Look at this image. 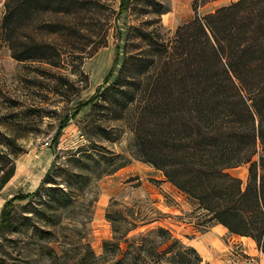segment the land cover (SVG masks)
I'll return each mask as SVG.
<instances>
[{"label": "trees", "instance_id": "1", "mask_svg": "<svg viewBox=\"0 0 264 264\" xmlns=\"http://www.w3.org/2000/svg\"><path fill=\"white\" fill-rule=\"evenodd\" d=\"M140 2L145 6L141 11L155 17L147 28L129 27L117 76L99 91L91 107L103 110L110 120L128 123L133 133L131 154L161 171L165 181L202 211L203 217L196 219L201 231L221 224L231 234L251 237L264 253V0H233L213 12L195 14L170 38L160 23L168 7L158 0ZM79 4L17 0L10 7L7 3L5 27L15 34L36 14L68 15L85 7ZM12 48L17 60L52 65L62 54L45 42L21 41ZM76 71L82 73L80 68ZM92 132L113 139L101 124H95ZM21 153L13 151L12 159L1 167L0 190L13 176ZM69 158L71 169L54 170L66 179L56 182L51 177L53 161L34 191L17 193L4 203L0 235L17 232L53 242L63 214L75 200L72 180L84 184L90 176L111 174L128 163L125 156L90 144L78 146ZM242 165H247L245 182L230 172ZM16 199L25 200L19 214L12 205ZM106 218L112 222L113 236L103 241V263L209 264L163 226L129 237L132 227L120 233L116 217L106 213ZM42 248L48 258L59 253L54 245ZM83 258L96 260L90 250Z\"/></svg>", "mask_w": 264, "mask_h": 264}, {"label": "rangeland", "instance_id": "2", "mask_svg": "<svg viewBox=\"0 0 264 264\" xmlns=\"http://www.w3.org/2000/svg\"><path fill=\"white\" fill-rule=\"evenodd\" d=\"M70 1L77 7L83 2L85 7L68 15L36 14L25 28L10 35L4 17L7 3L12 7L17 0H0V175L13 151H22L17 159L26 163L40 158L42 151H50L55 166L51 177L56 182L66 179V175L57 174L56 168H70L69 157L81 145L106 147L125 156L128 163L111 174L90 176L84 184L72 180L75 200L63 214L53 242H41L17 232L0 235V264H107L103 263L102 244L111 240L113 233L106 213L116 217L120 233L132 227L129 237L158 225L169 229L183 243L186 238L204 233L196 225V219L203 217L202 211H196L184 193L165 181L161 171L131 154L133 133L128 123L110 120L103 110L91 107L94 100L98 101L99 91L117 76L129 27L147 28L155 16L141 11L145 6L140 0ZM158 1L168 7L160 15V23L165 37L170 38L178 25L195 14L213 12L233 0ZM21 41L50 43L62 52L58 64L15 59L12 47ZM95 124L107 129L113 139L93 134ZM230 172L245 182L247 165ZM22 182L20 178L1 188L0 210L9 193L27 188L21 186ZM24 203L22 199L13 200L17 214ZM44 244L54 245L59 251L57 256L46 257ZM121 247L124 250L125 243ZM89 250L96 260L83 258Z\"/></svg>", "mask_w": 264, "mask_h": 264}, {"label": "crops", "instance_id": "3", "mask_svg": "<svg viewBox=\"0 0 264 264\" xmlns=\"http://www.w3.org/2000/svg\"><path fill=\"white\" fill-rule=\"evenodd\" d=\"M52 162L53 154L50 151H42L40 158L34 161L29 159L28 163L24 159H17L14 174L7 184L21 178L23 181L21 186L27 185V188L25 186L18 193H30L40 184ZM41 165L44 167L38 169ZM15 194L17 192L9 193L5 202ZM184 242L194 247L209 264H264V253L251 237L231 234L221 224L213 225L199 236L186 238Z\"/></svg>", "mask_w": 264, "mask_h": 264}, {"label": "built area", "instance_id": "4", "mask_svg": "<svg viewBox=\"0 0 264 264\" xmlns=\"http://www.w3.org/2000/svg\"><path fill=\"white\" fill-rule=\"evenodd\" d=\"M48 144V142H45V145H47Z\"/></svg>", "mask_w": 264, "mask_h": 264}]
</instances>
